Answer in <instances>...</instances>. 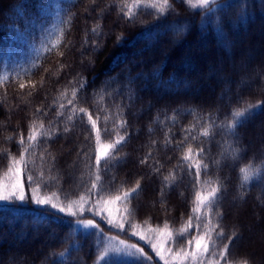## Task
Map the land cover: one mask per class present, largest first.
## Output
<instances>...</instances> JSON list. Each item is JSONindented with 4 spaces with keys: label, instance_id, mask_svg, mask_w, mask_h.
I'll list each match as a JSON object with an SVG mask.
<instances>
[{
    "label": "trees",
    "instance_id": "1",
    "mask_svg": "<svg viewBox=\"0 0 264 264\" xmlns=\"http://www.w3.org/2000/svg\"><path fill=\"white\" fill-rule=\"evenodd\" d=\"M151 3L0 0V185L25 196L0 201V264H167L208 234L202 264H226L225 245L230 264H264L243 241L264 229V0Z\"/></svg>",
    "mask_w": 264,
    "mask_h": 264
},
{
    "label": "snow or ice",
    "instance_id": "2",
    "mask_svg": "<svg viewBox=\"0 0 264 264\" xmlns=\"http://www.w3.org/2000/svg\"><path fill=\"white\" fill-rule=\"evenodd\" d=\"M210 2H213V0H188L189 5L193 8L203 7L207 4H209ZM138 4H139V0H137V4L129 7V9H128V15L129 16L133 15V7L138 6ZM150 6L153 8H156L159 12L163 13L165 11V9L168 8L170 5H169V0H153V3H151ZM93 31L95 32L96 29L94 28ZM20 87L24 88L25 85L21 84ZM75 94H76L75 91H73V96H75ZM69 103H71V101H69ZM256 107H260V105L258 104V105H256ZM80 111L86 112L85 109H80ZM234 115L236 117H240L243 115V113L237 112V113H234ZM89 120L91 121L93 128H96L97 121L92 120L90 115H89ZM229 127H232V126L229 125ZM40 128H43V124L40 125ZM40 134L43 135L44 133H40ZM202 134L208 135L209 134L208 130L205 129ZM36 138H37V136H36L35 125H33L32 131L30 132L28 139L34 141ZM97 139L99 140V129H97ZM123 140H124V137H119V139H117L113 144L108 145L107 148L105 149V158H107L108 155H110V152H111V150H113L115 148V145L121 143ZM23 142H24V138L21 137L20 143H23ZM25 151H27V150H25ZM191 152H192V150L189 149L188 153L185 155L184 158L188 159L191 155ZM21 162H23L26 166L27 162L23 161V156L21 157V161H13V163H21ZM99 162H100V158L98 157L97 158V164H99ZM195 166L197 168V173H196L197 176H199V169L201 167H204V168L207 167V165H201L199 162H197ZM9 171H11V168L9 169ZM240 172L243 174V180L247 181L249 179V169L248 168H241ZM28 179H29V181H31L32 177H28ZM97 180H99V176H97ZM16 187H17V185H13V191L10 192L7 196L0 194V199H8L11 196H14L16 194V192H15ZM94 187H95V185H94ZM138 187H139V183H137L136 188H133V189L129 190L128 192H124L122 197L117 196L116 199L117 200H120L121 198H123L125 200L129 199L131 194L134 193ZM218 191H219L218 187H213L211 189V191H209L207 193V195H201L200 193H197V195H196L197 206L193 209V211L199 212L200 208L202 206H206L208 204H211L215 200L216 194ZM18 199L24 200L25 196L23 194H21L18 196ZM37 202L38 203H48L47 200L37 201ZM68 211L71 212V208H69ZM109 223H111V221H109ZM85 226L86 227H98V225H94L93 221H87ZM188 227L189 228L192 227L191 218L188 222ZM215 227L216 226L209 228V233H211L212 231H215ZM187 230H188L187 228L181 229L180 235L183 236V233ZM217 235L223 236V231L221 230V231L217 232ZM204 240H205L204 236H200L198 238H195V249H196V251H183L182 254H181V252H177L176 253V259L180 260L182 262V264L184 261H188V260H191V261H198L199 260V261H201V264H202V258L204 256V254L209 252L210 245H211V243L214 242V241H212L210 234H208V242L205 243ZM192 243H193L192 240L188 241L189 245H192ZM153 247H155V245H153ZM227 250H228V246L225 245L224 250L220 253V255L222 258L225 259L226 264H230V262L227 261ZM140 251L142 252L143 250L141 249ZM210 264H220V261L217 260L215 262H210ZM243 264H247V261L243 262Z\"/></svg>",
    "mask_w": 264,
    "mask_h": 264
},
{
    "label": "rangeland",
    "instance_id": "3",
    "mask_svg": "<svg viewBox=\"0 0 264 264\" xmlns=\"http://www.w3.org/2000/svg\"><path fill=\"white\" fill-rule=\"evenodd\" d=\"M246 54V53H245ZM257 54H262V53H257ZM246 57H247V55H246ZM226 58H228V57H226ZM222 60H220V63H222V61H225L226 59H224V58H221ZM212 74H210V72H208L207 74H205L204 75V77H203V81L200 83V84H198V85H200V87H202V88H204L205 86H209V77L211 76ZM261 130V129H260ZM255 132H256V134H257V132H259V127H256V129H255ZM260 135L262 134V132L261 133H259ZM258 134V135H259ZM258 135H256V136H258ZM13 185H17V187H16V189H15V192H16V194L14 195V196H19V194H20V192L22 193V190H21V182L19 181V180H17L16 182H12V183H8V184H3V185H0V194H3V195H5V196H7L10 192H12L13 191ZM6 199H0V201H5ZM234 203H235V201L234 200H232ZM107 209L109 210V211H111L113 208H112V206L110 205V206H108L107 207ZM235 212V211H234ZM85 225H86V222L84 223ZM245 228V237H244V242H246V241H250V239L251 238H254V237H256L257 238V242H256V244L258 243L259 244V247H257L256 246V248H255V251H252V254L254 253V252H257V251H259V252H257L256 253V255H257V259L258 260H260L261 262L263 261L264 262V254H262L261 252H260V248L262 247V246H264V242L262 241V238H264V229H263V231H260V232H256V229H255V227L254 226H244ZM249 239V240H248ZM154 240V242H153V245H155V247L154 248H156V249H158V250H160V251H162L163 250V241L160 239V237H156L155 239H153ZM116 247H118L119 248V250H122V251H127V250H129V249H131L130 247H128V246H126V245H124V244H117L116 245ZM130 251V250H129ZM193 251H196V249H195V245H194V249H193ZM163 259H164V261L167 263V264H179L181 261L180 260H177L176 259V255H174V254H169L168 255V252L166 251L165 253H164V255H163ZM193 262H195V261H191V260H189V263L190 264H192Z\"/></svg>",
    "mask_w": 264,
    "mask_h": 264
}]
</instances>
